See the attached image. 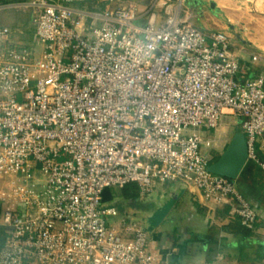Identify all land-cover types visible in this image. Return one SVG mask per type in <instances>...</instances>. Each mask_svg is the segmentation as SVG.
I'll use <instances>...</instances> for the list:
<instances>
[{
  "label": "built area",
  "instance_id": "1",
  "mask_svg": "<svg viewBox=\"0 0 264 264\" xmlns=\"http://www.w3.org/2000/svg\"><path fill=\"white\" fill-rule=\"evenodd\" d=\"M9 5L30 10L35 27L22 45L0 22V264H167L140 223L110 220L121 210L106 205L109 187L144 197L184 181L256 227L236 178L209 168L208 129L240 117L248 159L264 172V74L241 75L260 51L170 3L165 15L143 0Z\"/></svg>",
  "mask_w": 264,
  "mask_h": 264
},
{
  "label": "crops",
  "instance_id": "2",
  "mask_svg": "<svg viewBox=\"0 0 264 264\" xmlns=\"http://www.w3.org/2000/svg\"><path fill=\"white\" fill-rule=\"evenodd\" d=\"M21 1L25 0L8 1L0 4L4 5L0 9V14L3 8H16L10 6V3ZM192 1L195 0H190L189 7L186 5L187 0H185L183 8L189 7V9H183L185 12L180 13L181 16L187 17L186 13L191 11L189 16L196 24L205 29L223 30L231 36L237 35V39L233 40L245 43L247 51L256 50L264 55V17L262 19V17L255 15L256 11L252 7L247 8L248 6L245 7L239 3L236 6L228 5L222 0H217L218 3L214 6L213 0H211L213 6L208 11L205 2H200L203 0H196L191 4ZM215 9L217 10L212 11ZM16 14L6 17V19H2L3 16L0 15V22L21 30L11 20ZM215 14V17L210 18ZM33 25L35 27L34 20ZM247 56V60L243 61V73L241 75L255 77L264 74V58L260 64V60L255 62L249 59V55ZM208 130L211 134L228 133L225 142L222 145L220 143L212 150L215 157L214 161L218 159L237 133H245L241 118L229 112L225 114L219 128ZM257 144L258 152L264 158V133L259 135ZM238 178L242 181V187L238 184L239 189L258 210L257 226L254 229H244L239 218L232 215L230 202L214 205L203 200L198 188L186 187L170 210L160 214L161 218H159L151 236V246L162 262L167 264H264V172L257 162L248 159L236 180ZM173 183L175 181L162 184L161 189L166 185H173ZM161 189L158 191L160 192ZM126 191V195L129 197H136L130 189ZM148 205L149 203L146 204V206ZM161 205L160 202L152 205L150 203L149 207L155 211ZM8 230L9 228L0 225V245Z\"/></svg>",
  "mask_w": 264,
  "mask_h": 264
},
{
  "label": "rangeland",
  "instance_id": "3",
  "mask_svg": "<svg viewBox=\"0 0 264 264\" xmlns=\"http://www.w3.org/2000/svg\"><path fill=\"white\" fill-rule=\"evenodd\" d=\"M143 1H153L156 4L158 3L159 6L157 4V9L161 15L163 13H165V14L167 13V5H166L167 3H172L174 6L178 5L180 13H184L185 12L184 10H188L190 7V0H187L188 3L186 5L189 7L186 9L183 8V3L185 2V0H143ZM195 1H192L191 4H193ZM222 1H224V3H226L228 5L236 6L239 3L245 7L248 6L247 8L252 7L256 11L255 15L262 17V19L264 17V0H222ZM2 2H0V4H2ZM200 2H205L206 8L208 11H210V9H212L213 5H211V0H203ZM212 2L214 4V6H216V3H218L217 0H213ZM181 7H182V12H181ZM6 9H9L11 11H8ZM2 10H4V11H2ZM2 10H1V14H0L1 16H3V17H1L2 19L3 18L6 19V17L7 18L11 17L12 15H14V13H17L16 16L11 18V20H13L15 22L14 25L18 26L21 29V30H16V32H15V36H18L16 41L18 43H22V45L23 44H31L32 33L34 31L33 13L30 10H25L24 8H21L18 6H16V8H11V7L3 8ZM216 10L217 9L212 10V11H216ZM190 12L186 13L188 15L187 16L188 18H190V16H189ZM6 13H7V15H6ZM215 16H216V14L210 16V18L215 17ZM190 19H192V18H190ZM232 36H233L234 40L237 39V35H232ZM36 50H38V49H36ZM42 52H43L42 48L39 47V50L37 53L39 55H41ZM261 60L259 62L260 64L264 61V60L263 61H261ZM225 124H228V123H225ZM227 136H228V133H226V132H224V134H221V133L214 134L213 138H215V143H214L213 149H214V147H217L220 143L222 145L225 142ZM211 153H212V160H215V157L213 156V151H211ZM7 184H8V177L4 174H1L0 175V192L3 188H6ZM237 184H239V186L242 187V181L240 178L237 179ZM161 187H162V184H159L157 186L156 190H158V189L160 190ZM115 188H116V191L114 192L115 198L112 201H105V203H106V205H109L110 203H111L110 205L114 204L121 210L119 215H117L115 217H111V219H110L115 225H118L119 219L122 217V215H124L128 221L131 219H134L131 215L134 214L136 211H138L139 207H135L132 202L138 201L137 198H141V197H137V196L134 198L129 197L128 195H126V193L123 194V191L121 190L122 188H119V187H115ZM114 220H116V222Z\"/></svg>",
  "mask_w": 264,
  "mask_h": 264
},
{
  "label": "water",
  "instance_id": "4",
  "mask_svg": "<svg viewBox=\"0 0 264 264\" xmlns=\"http://www.w3.org/2000/svg\"><path fill=\"white\" fill-rule=\"evenodd\" d=\"M247 161L248 147L246 135L245 133H237L218 159L211 163L209 168L216 173L237 178ZM186 187H188V184L179 180L175 181L173 185H166L160 192L155 190L144 197L137 198L138 201L133 204L135 207H139V209L131 215L134 218L131 220L140 223L142 229L151 237L159 218H161L160 214L170 210L183 194ZM158 202L162 205L157 210L152 211V207H149L150 203L152 205ZM148 203L149 205L146 206Z\"/></svg>",
  "mask_w": 264,
  "mask_h": 264
},
{
  "label": "trees",
  "instance_id": "5",
  "mask_svg": "<svg viewBox=\"0 0 264 264\" xmlns=\"http://www.w3.org/2000/svg\"><path fill=\"white\" fill-rule=\"evenodd\" d=\"M8 1H18V0H0V2H2V3L8 2ZM90 4H92V1H90ZM217 157H218V155H217ZM212 161L214 162V160H212ZM249 170H251V169H249ZM123 189L125 190V191L123 190V194L124 193H127V191H126L127 189H130L131 192H132V189L129 186H126V188H123ZM115 191H116V188L115 187H109V188H107L106 191H105V193H104V201H112L114 199V197H115V193H114ZM257 222H258V220H257ZM243 228L246 229V230L248 229V228H245V227H243Z\"/></svg>",
  "mask_w": 264,
  "mask_h": 264
}]
</instances>
